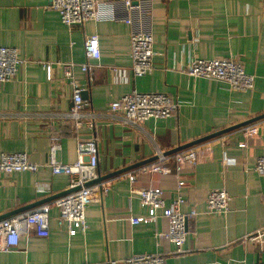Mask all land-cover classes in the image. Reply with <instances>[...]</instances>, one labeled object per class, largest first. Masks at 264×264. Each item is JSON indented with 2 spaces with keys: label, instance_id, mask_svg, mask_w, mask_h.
<instances>
[{
  "label": "crops",
  "instance_id": "obj_1",
  "mask_svg": "<svg viewBox=\"0 0 264 264\" xmlns=\"http://www.w3.org/2000/svg\"><path fill=\"white\" fill-rule=\"evenodd\" d=\"M48 2L0 0V46L14 49L21 62L0 88V154L24 153L38 166L34 173L0 175V220L62 194L67 177L45 166L51 138L59 146L56 162L66 165L75 162L77 141L94 138L97 182H106L107 189L86 207L83 234L68 237L50 207L47 237L28 229L15 249L0 251V264H108L163 252L168 246L158 238L165 229L161 210L142 207L131 193L150 187L161 190L165 207L179 198L182 214L195 212L186 220L183 252L166 255L164 264H264V243L244 240L264 227V176L252 170L264 156V0H150L153 69L137 78L130 71L128 26L111 21L104 10L98 22L66 28ZM90 35L97 36L99 59L88 62L83 42ZM215 58L239 61L254 78L252 89L233 91L177 70L195 59ZM85 62L92 66L82 73ZM67 65L87 110L102 116L93 128H74L63 117L70 106V87L62 77ZM131 90L164 94L177 108L171 117L138 128L121 125L108 106ZM219 132L187 147L196 149L193 164L168 160L162 165L170 172L166 176L136 172L154 162L156 150L171 156L187 148L167 153ZM133 171L130 184L127 174ZM218 189L227 193L229 210L208 215L206 193ZM122 216L153 219L129 225Z\"/></svg>",
  "mask_w": 264,
  "mask_h": 264
},
{
  "label": "built area",
  "instance_id": "obj_2",
  "mask_svg": "<svg viewBox=\"0 0 264 264\" xmlns=\"http://www.w3.org/2000/svg\"><path fill=\"white\" fill-rule=\"evenodd\" d=\"M173 2L176 0H162ZM47 8L56 12L60 23L66 28L81 26L85 22H98L101 12L108 10L111 21H117L129 27V55L130 71L134 78L150 73L152 67V35L150 30V0H49ZM83 54L86 61L99 59V45L96 35L87 36L83 42ZM21 62L16 58L15 50L0 46V88L9 82ZM92 64L85 62L79 68L82 73L90 71ZM49 78V66L45 67ZM185 76L192 79H206L225 83L233 91H248L253 87L254 78L243 71L239 61L233 58H215L210 60L195 59L186 68H177ZM62 77L70 87V106L64 118L75 128L86 124L93 128V122L101 115H96L86 107L82 99L83 89L74 81L71 67H62ZM264 98V95H263ZM177 104L168 96L161 93H140L131 90L108 106L109 116L116 118L119 124L138 128L147 120H161L171 117ZM248 136L255 134V129H245ZM242 147V145H240ZM59 150L56 138L50 139L48 160L46 167L52 175L67 177L68 183L62 195L50 204L39 206L31 212L18 214L0 220V251L7 252L15 249L20 237L32 229L37 237L46 238L48 235V211L50 207L57 210L56 224L62 228L68 237L76 232L83 234L86 230L84 212L86 207L102 196L107 183H98L96 171L97 154L94 138L76 143V159L73 164H59L55 154ZM154 162L141 167L136 172L160 174L166 176L169 170L162 165L168 160L175 164H193L197 160L196 149L191 147L171 156L156 150ZM38 166L31 163L24 153H1L0 175L12 173H34ZM253 172L264 176V156L254 161ZM136 172L127 174L131 184ZM39 187V186H37ZM178 187V184L176 185ZM40 192V189H36ZM139 199L140 205L147 209L161 210V218L165 222V229L158 234L160 241H164L168 248L161 253L134 255L120 261H110L108 264H164L166 255H176L183 252L182 245L186 238V220L195 216L190 210L182 214L178 206L182 203L177 198L170 206L165 207L161 199L159 188H145L131 190ZM205 211L208 215H224L228 212V196L224 189L211 190L206 193ZM129 225L146 224L153 217L133 218L122 216ZM244 240L256 244L264 243V227L244 236Z\"/></svg>",
  "mask_w": 264,
  "mask_h": 264
},
{
  "label": "water",
  "instance_id": "obj_3",
  "mask_svg": "<svg viewBox=\"0 0 264 264\" xmlns=\"http://www.w3.org/2000/svg\"><path fill=\"white\" fill-rule=\"evenodd\" d=\"M219 134H222V132H219V133H217V134H213V135H211V136H209V137H207V138H203L202 140H199V141H196V142H193V143H191V144H188L187 146H182L181 148H177L176 150H172L171 152H168L167 154H169V153H176L177 151H180V150H182V149H184V148H187V147H189V146H192V145H194V144H196V143H198V142H200V141H203V140H205V139H208V138H211V137H213V136H216V135H219ZM62 194H59V196H61ZM58 196V197H59Z\"/></svg>",
  "mask_w": 264,
  "mask_h": 264
}]
</instances>
